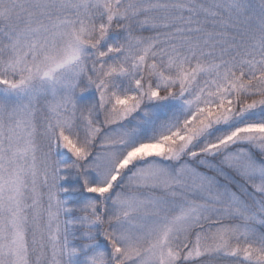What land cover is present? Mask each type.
Segmentation results:
<instances>
[{"label":"snow or ice","instance_id":"1","mask_svg":"<svg viewBox=\"0 0 264 264\" xmlns=\"http://www.w3.org/2000/svg\"><path fill=\"white\" fill-rule=\"evenodd\" d=\"M96 225L87 264H264V0H0V264Z\"/></svg>","mask_w":264,"mask_h":264},{"label":"trees","instance_id":"2","mask_svg":"<svg viewBox=\"0 0 264 264\" xmlns=\"http://www.w3.org/2000/svg\"><path fill=\"white\" fill-rule=\"evenodd\" d=\"M78 102H82L80 97H77ZM58 158H59V154H57ZM62 163H68L69 161H61ZM62 174H64L62 172ZM80 184L79 178H75L73 179L72 176H67L66 179L61 180L59 187L60 188H66V189H72L74 187H78ZM88 195L85 193L83 195V198H87ZM60 199H63L65 201H67V206H71L73 204L78 203V199H77V195L75 193H73L72 191H66V192H60ZM77 216V213L75 211H73L72 213H66L65 217L66 219L71 217V218H75ZM96 243H97V247L102 251L105 252L106 254L110 253V249L107 245V242L103 239V237L100 235V226L97 225L96 227ZM81 233V229L80 228H76L75 232H74V238L70 241L69 247H75L77 248L79 251L77 252V254H75L74 256H69V264H81L82 259H84V257L87 256L88 254V250H83V244L86 241V239H83L80 235Z\"/></svg>","mask_w":264,"mask_h":264},{"label":"rangeland","instance_id":"3","mask_svg":"<svg viewBox=\"0 0 264 264\" xmlns=\"http://www.w3.org/2000/svg\"><path fill=\"white\" fill-rule=\"evenodd\" d=\"M58 196H59V198H60V193H58ZM84 199H86V198H84ZM96 227H97V225L95 226V228H96ZM82 238H83V239H87V238H84V237H82ZM83 250H84V251H85V250H88V254H87L86 257H84V259H82L81 264H87V257H88V256L93 255L95 252L101 251V250L97 247V243H95L94 245L88 247L87 249H85V248L83 247ZM67 264H69V257L67 258Z\"/></svg>","mask_w":264,"mask_h":264}]
</instances>
